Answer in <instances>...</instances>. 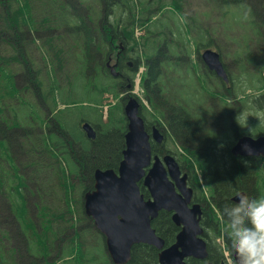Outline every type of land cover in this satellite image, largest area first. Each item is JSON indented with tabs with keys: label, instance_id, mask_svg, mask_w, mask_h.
<instances>
[{
	"label": "trees",
	"instance_id": "trees-1",
	"mask_svg": "<svg viewBox=\"0 0 264 264\" xmlns=\"http://www.w3.org/2000/svg\"><path fill=\"white\" fill-rule=\"evenodd\" d=\"M167 1L173 11L170 15L162 12ZM216 4L214 7L220 9L221 13L223 8L239 7L249 20L251 33L244 38L242 51L246 54H238L237 57L244 58L246 66L255 67L256 63L263 62L264 0H217ZM186 12L183 11V0H0V264H60L61 259L76 264H93L89 240L96 237L101 240V237L84 216L81 207L76 205L73 211L75 199L72 192L76 186L81 187L80 195L92 189L94 169L116 170L124 149L125 119L123 117L122 120V115L119 117L114 112H122L116 106L114 110L110 109L107 122L93 124L96 130L93 140L84 138L86 144L80 141L81 149L77 151L72 148V142L65 140V148H69L70 152L61 151L60 137L65 139L67 134L55 116L56 84H51V78L56 79L55 75L59 73L64 78L67 77L75 64L80 66L82 72L79 71L80 75L77 74V77L70 76L66 80L67 84H71L72 78L78 79L81 76L90 84L89 76H95L100 71L107 61L106 57L118 49V45L124 47L127 59L133 61L135 68L140 64V57L144 58L141 61L145 67L141 86L151 108L146 113L153 117L155 111L172 132L175 142L184 152L179 153L184 159L182 167L190 176L194 191L197 193L199 189L207 190L209 201L202 193L200 197H195V201L202 205L201 224L208 241V260L214 264H220L224 260L222 250L215 242L223 234L220 226L224 228V223L220 225L219 211L225 205L234 203L229 199L232 194L248 189L253 175L247 168L241 167L237 171L236 167L240 164L235 162L236 159L230 153L233 139L229 137L228 131H222L223 128H207L201 117V113L205 114L206 110L202 109L199 103L201 99L197 95L204 92L197 89L204 90L208 87L210 90L213 85L216 89L217 82L207 74L209 79L197 87L194 80L196 73L192 68L194 69V64L200 66L196 63L200 61V48H207L212 39H205L197 19L190 16V21H187L189 25L186 22V30L191 38L194 37L192 44L196 55L190 58V50L188 52L183 44L173 42L172 32L177 34V28H184L179 17L185 19ZM171 25L176 28L172 29ZM139 26L147 36H135ZM251 42L261 45L260 52H247V45ZM33 49L42 50L44 55L41 60H47L48 69H44L50 88L47 92L43 87L44 80L34 59ZM180 51L183 52L184 62L189 58L193 60L190 62L191 70L187 61L183 72L185 76L172 77L182 67L179 63V67L172 66L178 61L175 54ZM119 54L122 55L123 52L120 51ZM261 55L263 58L259 59ZM42 61L39 62L40 65L44 64ZM12 65L19 71L13 69ZM168 66L172 69L170 73H174L163 78L160 68L164 67L168 71ZM135 68L132 75L128 76L131 84ZM193 72L191 77L194 83L186 88V94L177 90L173 82L178 80L179 86L183 88V79ZM231 76H228L229 84L237 90L236 81ZM247 81L253 87V82L250 79ZM124 82L126 84L127 81ZM88 83L80 86L83 91L95 96L97 99L94 98L91 102L101 107L103 101L97 97L100 94L89 87ZM29 86L37 102L28 103L32 112L28 114L30 116H26L22 114L24 109L17 107L21 103L26 109L27 102L24 103L22 96ZM188 89H195V92ZM235 90H230L235 97L239 92H245ZM211 93L214 94L212 91ZM60 94L63 98L60 104L67 108L71 104L67 102L71 91L64 90ZM256 96L264 95L257 92ZM260 101L264 103V98H259L258 107L253 106L257 109L263 107ZM254 102L256 103V99L252 100ZM218 105L219 102L214 98L213 106L216 112H221ZM49 111L54 113L51 118ZM217 116L214 121L218 119ZM143 118L145 120L146 116ZM98 125L104 126L105 130L110 129L99 133ZM72 138L81 140V137L76 138L74 135ZM65 162L72 167L69 174L65 170ZM256 166L254 174L260 180L258 182L256 179V188L261 198L264 197V172L258 170L259 165ZM56 168L60 169L59 174ZM195 168L200 170L204 188ZM74 180L77 181L76 185ZM142 192L147 197L146 190ZM24 193H31L34 199L31 207H27ZM253 193L254 191H249L250 197ZM79 202L81 205L80 199L77 203ZM33 215L38 220L39 229L31 219ZM1 224L8 225V228L10 225L12 233ZM151 226L163 238L165 246L174 242L179 230L172 223L169 213L164 211L151 221ZM11 239L14 245L5 249ZM54 247L58 248L57 253L49 260ZM157 254L155 248L137 244L131 248L130 260L126 264H158ZM103 256L106 264H111L108 257ZM187 262L203 264L205 261L189 259Z\"/></svg>",
	"mask_w": 264,
	"mask_h": 264
},
{
	"label": "rangeland",
	"instance_id": "rangeland-1",
	"mask_svg": "<svg viewBox=\"0 0 264 264\" xmlns=\"http://www.w3.org/2000/svg\"><path fill=\"white\" fill-rule=\"evenodd\" d=\"M148 1V0H146ZM206 1V0H205ZM205 1L203 0H183V11L186 10L187 12L184 14V16H186L185 19H183L182 16H178L179 20L183 23H180L183 25L184 28L179 27V29L177 28L178 32L177 34H175V32H172V38H173V42L179 43V44H183L184 47L187 49V51L189 52L190 50V58H193L195 54V50L193 43V38L194 37H190L188 35V32L186 30V22L190 21V16L195 17L198 21V26L201 28L202 34L205 37L206 40H211V43H208V48H211L217 52L220 53L221 59L222 61L226 64V68L229 71V74L231 76V78L236 81V86L235 89H233V85L231 84H227L226 87L224 86V84H220V82H218V78L216 81L217 85H216V89L212 88L209 90L208 87H206V89L204 90H199V92H204V94H199L197 95L201 100L199 101L202 109L206 110V113L203 114L201 117L204 120V122L206 123V127L207 128H211L213 123L215 122V125L213 126V128H217L218 124H219V118L214 121L215 119V113H217L220 118H221V122L223 127L228 126L229 129V134L230 136H232L235 131L237 130V127H239V130H242L240 128H249V130L251 131H257V130H263L264 131V103L262 101H260V103L263 105V107H259L260 109H257L253 106V104L258 107V100L259 98L263 99L264 96H260L257 97V92L258 94H262L264 95V81L261 78V73L264 75V72H261L259 70H264V61L263 62H258L256 63L255 67H248L245 65L244 62V58L242 57H237L238 54L240 55H245L246 52H242L243 48H244V38L248 35H250L251 33V26L250 23L248 22L249 20L243 15L244 13L242 12L241 8L239 7H229V8H223V12L221 13V10L218 9L217 7V0H207V3H205ZM164 15H170L171 13H173V11L170 8V3L169 1H167L165 3V7L163 8ZM162 17L159 19V24L161 23ZM187 24L189 25V23L187 22ZM172 29H175V25H171ZM174 31V30H173ZM136 35L139 36H144L146 35V33L144 31H142L141 26L136 28ZM147 36V35H146ZM211 38V39H210ZM160 39V38H159ZM175 39V40H174ZM253 39V38H252ZM195 40V39H194ZM255 43H249L247 45L248 49L247 52L248 53H254L257 54L258 51L260 52V48L261 45H254ZM204 50V48H200V53ZM77 51V49H76ZM263 52V51H261ZM144 55V52H141ZM44 53L42 52V50L38 51L36 49H33V56L34 59L36 60V63L38 64L40 71H41V75L43 77V87L44 89H46V92L48 90H50V88H48V79L46 76V73L44 72V69H48L47 67V63L44 59V61L41 60V57H43ZM183 52L180 51L178 53L175 54L176 57H178L180 60L177 61L174 65H172L173 67H179L180 65L182 66L180 69V73L177 72L173 75V73H170L172 71L171 67H167L168 71H166V69H164V67L160 68V74L163 71V74L165 73L167 76H171L172 77H177V78H182L185 76V73H183L186 69V62L188 61V68L191 67L190 62H193L192 59H188L186 62H184L181 58H182ZM263 57V55L259 56V59H261ZM47 59V58H46ZM141 60H143V57H140ZM236 59V60H234ZM174 60V59H173ZM38 61V62H37ZM42 61L44 64L40 65L39 62ZM140 61V60H139ZM178 63L180 65H178ZM197 64H199L201 67H203L201 69L200 66L194 64V69L192 68V70H194L196 74V77H194V80L197 83V87L200 84V86H202V84H205V80L209 79L208 77H206L207 72L211 73L207 70V67L205 65L202 64L201 61H196ZM141 64V61H140ZM45 65V66H44ZM13 69H17V67H14V65H12ZM247 68V70L245 69ZM12 69V70H13ZM19 71V69H17ZM191 70V68H190ZM189 70V71H190ZM204 70L205 73H204ZM15 72V70H13ZM81 68L79 65H75L72 67L71 71L69 72V74L67 75V77L64 78V75L62 73L56 74L55 78H51V84H56V89H55V94H54V101L57 104L56 105V110H55V116H57V119L60 121V125H62L61 127L65 129L67 136L65 137V139L60 137V147L61 151L63 150H68L65 148V140H68L69 142H72L74 144V146H72V148L74 149V151L80 150L81 146H80V141H82L83 143L86 144L84 138L86 139L83 131L81 130V126L80 123L83 122L82 120L84 119L85 121H88L91 125H93L94 123L99 124L101 122V114H100V110H102V116H103V112L106 109H111L113 107V110L115 109L116 106H120L123 105L122 102V98L124 96H126V88H120L119 87V81L118 80H113V79H109L107 77V73L105 71L103 72H98L96 74V76L91 77V75L88 78V81H90V84L87 82V79H85V77L81 76V78H72L71 79V84L68 85L66 80L70 77V76H74L77 77V74L80 75ZM138 71V68L136 69L134 75H133V80L136 79V72ZM260 74H258V72ZM139 72V71H138ZM188 75L187 77H185L183 80L185 82V86L182 88V86H179L180 82H178V80L174 83V85L176 86L177 90H181L182 93L186 94V88H189V85L194 83L193 78L191 77L192 74ZM255 72V73H253ZM141 73V72H140ZM132 75V72L128 70L127 72V76ZM212 78H214L211 74H209ZM163 76V75H162ZM80 77V76H78ZM164 78V76H163ZM211 78V79H212ZM199 81H198V80ZM215 79V78H214ZM248 79H250L253 82V87H251L249 84V82L247 81ZM181 80V83L182 81ZM23 84L24 81L20 80ZM59 83V84H58ZM86 83H88L89 87H91L95 92H97L100 95H97L98 100H102L103 101V105L104 107H99V109L95 106V104H93L91 101L95 98V96H91L90 93H86L85 91H83V89L81 88L80 85H85ZM137 83H135V86L133 85L132 90L129 92H132L136 97V98H141V90H140V83L138 82V87L136 86ZM178 87H177V85ZM216 84V83H215ZM60 85H61V89H60ZM258 86H260V92L258 90ZM211 87V86H210ZM223 88L227 89V90H235V92H239L240 90H244V93L239 92L237 95V98L232 97L230 99L232 106L227 105L226 103V99H224V96H227L224 93ZM27 90H25L23 92V99H24V103L27 102V104H25V108H23V106L21 105V103H19L20 106H18L17 108H22L24 109V112H22V114H25L26 116L31 113V105L28 103L32 102H37V100L35 99V97L33 96L32 93V89L31 87H27ZM196 89V88H195ZM195 89H188L189 91L193 92ZM64 90H69L71 91V95L69 96V99H67L68 103H71L67 106V108H65L64 105H61L59 102H62L63 98H62V94H60L61 92H63ZM187 90V91H188ZM247 90V91H246ZM188 91V92H189ZM214 92L213 93H211ZM195 92V91H194ZM232 93V92H231ZM192 95V94H191ZM210 95V97H208ZM102 96V97H101ZM184 97V95H182ZM186 96H190V95H186ZM192 97V96H190ZM206 97V98H205ZM41 98V97H40ZM214 98L216 101H218L220 103V105H218V109L221 110L222 112H216V109L213 106L214 103ZM254 99H258L256 100V103H252V100ZM97 99V98H95ZM96 100V101H98ZM50 98H48V102H50ZM249 101V103H248ZM99 102V101H98ZM248 103V104H247ZM250 104V105H249ZM50 107H51V103H49ZM47 106V105H46ZM228 107V109L232 108V111L230 112L229 110L223 111L222 108ZM222 107V108H221ZM48 108V106H47ZM114 112H117L118 116L120 117L122 115V120H123V114L120 112V110H114ZM52 114H54L53 112L49 111V117H52ZM30 116V115H28ZM109 118V117H108ZM103 122H105V119H102ZM96 121V122H94ZM124 123V121H123ZM113 127V126H112ZM99 128V133L100 132H105L107 130L110 129V127L108 129L105 130L104 126L101 127L100 125H98ZM238 131V130H237ZM72 135L76 136V138L81 137V140L76 139L74 140L72 138ZM87 140V139H86ZM172 146V145H171ZM174 147L172 146L171 149H173ZM70 152V151H68ZM50 161H54L52 158H49ZM4 165H6L5 161ZM65 169L67 170L68 174L71 172L72 167L69 163L65 162ZM264 172V170H263ZM74 176V175H73ZM70 179H72V176L69 175ZM257 181L259 182L260 180L257 179ZM74 184L76 185V180L73 181ZM80 193H81V187L80 186H76L72 192V197L75 199L72 206H73V211L76 207V205L78 206V199H80ZM254 195V193H253ZM252 198V196L250 197ZM29 207H31V203L29 204ZM55 207H59V206H55ZM79 207V206H78ZM80 211V210H79ZM36 217L33 215L31 217L32 221L35 222L37 224V228L39 229V225H38V220L35 219ZM2 227H5L7 229L10 230V232L12 233V227L6 224H1ZM0 235H2L1 231H0ZM217 241V240H216ZM10 243V245H9ZM8 244H6V246L4 247L5 249L8 248V246H13L14 243L11 241ZM89 245H92V247L89 246V249L92 256H93V264H106L107 262L104 260V256H106V253L104 252L103 248H102V242L99 238H95L93 240V238H90L89 240ZM55 249H53V251H51L50 256H49V260L53 259L54 255L57 253V247H54ZM6 253L9 254V251L6 250ZM53 256V257H52ZM29 264V263H28ZM60 264H76L75 262H64L63 259L60 260Z\"/></svg>",
	"mask_w": 264,
	"mask_h": 264
},
{
	"label": "water",
	"instance_id": "water-1",
	"mask_svg": "<svg viewBox=\"0 0 264 264\" xmlns=\"http://www.w3.org/2000/svg\"><path fill=\"white\" fill-rule=\"evenodd\" d=\"M200 58L210 71L227 81L217 52L206 49ZM138 107V102L132 97L124 105L127 131L123 158L117 171L111 168L94 170L93 190L83 195V212L103 236L105 251L112 264H126L130 260L131 248L141 243L159 250V264H187V258L205 260L208 252L200 226L201 204L191 203L193 190L187 186V175H180L179 166L172 156L166 154L162 161L155 156L151 163L150 145ZM82 129L89 139L95 138L89 123L82 124ZM153 135L160 142L162 136L157 129H153ZM231 152L264 158V136H243L232 146ZM150 164L145 173L144 169ZM141 179L148 190L147 199L139 190ZM240 193L246 195L243 191ZM231 200L235 203L238 197L234 195ZM160 210L172 212V222L180 227L175 241L167 247L151 226ZM205 264L213 263L208 261Z\"/></svg>",
	"mask_w": 264,
	"mask_h": 264
},
{
	"label": "clouds",
	"instance_id": "clouds-1",
	"mask_svg": "<svg viewBox=\"0 0 264 264\" xmlns=\"http://www.w3.org/2000/svg\"><path fill=\"white\" fill-rule=\"evenodd\" d=\"M235 195L238 201L219 211L227 264H264V197Z\"/></svg>",
	"mask_w": 264,
	"mask_h": 264
},
{
	"label": "flooded vegetation",
	"instance_id": "flooded-vegetation-1",
	"mask_svg": "<svg viewBox=\"0 0 264 264\" xmlns=\"http://www.w3.org/2000/svg\"><path fill=\"white\" fill-rule=\"evenodd\" d=\"M119 49H120V51L123 52V54L120 55L118 53L115 56H111L110 55V56L106 57L107 61L105 62L106 64L104 65V67L107 69L108 73L111 74V76H113V78L115 80H120L118 85L122 89V88L131 87V82L129 81V78L127 76V72H128V70L132 71L135 68V64H133V61L127 59L126 52H125L124 47L122 45H119ZM132 52L134 53V50H132ZM110 63L114 67L113 70L110 69V67H112V66H110ZM102 67H103V65H102ZM124 81H127L126 84H125ZM122 102H124L123 99H122ZM140 107H141V105H139V109H140ZM141 113H142V111H141ZM124 129L126 131L127 123L124 126ZM153 129H157L158 132L160 133V135L162 136L160 142L156 141V138L153 135ZM144 131H145V133L147 135V139H148V142H149V145H150V151H151L152 157H155L157 155L162 161V158L164 157V155L169 154V155H171L172 157H174L176 159L177 150H176L175 145H173L174 148L171 149V147H172L171 146V142L173 140H175L174 137H173V134L170 131V129L168 128V126L165 124L164 120H162L157 113L155 114L154 118L153 117L149 118L146 121V124H144ZM254 133H256L257 134L256 137H258L262 133H264V131H257V132H254ZM124 147H125V140H124ZM241 158L242 157H240L239 155L234 156V159L237 160V161L235 160V162H237V164H240L239 167H236L237 171L240 170L241 167H243V168H247L249 173L251 175H253V177L251 179V183H250V185H248V189L246 188V189H242V190L246 192V195L249 198H250L249 191L250 190L252 192L254 191V195L253 194L251 195L252 198H258L259 193H258V190L256 188V179H257V177L255 175L256 173L254 174V172L257 170V166L256 165H259L258 166L259 167L258 168L259 171H263L264 170V159L261 156H247V158H244V157L242 159ZM182 169H184V167H182ZM56 170H57V173L59 174L60 173V169L56 168ZM184 172L187 174L185 169H184ZM13 178H15V177H13ZM92 179H93V177H92ZM25 182L27 183V179L26 178H25ZM93 182H94V179H93ZM186 182H187V185H190L192 187L191 178H190V176L188 174H187V181ZM92 189H93V185H92ZM92 189H90V190H92ZM139 189H140V192L142 193V195L144 196L142 191L143 190L145 191L146 188L143 186L141 181H140ZM192 189L194 191L193 187H192ZM146 192H147V196H148V191H146ZM194 195H195V193H194ZM231 197L232 196H230V198H229L230 200H231ZM206 198H207L208 201L210 200L209 199V195H206ZM24 200L26 202L27 207H29L30 203H31V205L33 204V200L34 199H33L32 195H31V193H29V194L28 193H24ZM80 200H81V205H80V202H79L78 206H79V208L81 207L83 209V194L80 196ZM161 211L169 213L170 219H171V214L172 213L170 211L160 210L158 212V214ZM87 218L89 219V222H91L92 227L95 230V232L101 237V239H103V237L100 235V233L93 226L92 219L90 217H88V216H87ZM221 224L223 225V222H222V220L220 218V225ZM220 231H222V233H223V229H222L221 226H220ZM220 264H225V262L221 261Z\"/></svg>",
	"mask_w": 264,
	"mask_h": 264
}]
</instances>
